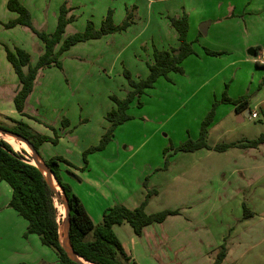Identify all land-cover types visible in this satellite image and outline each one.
Segmentation results:
<instances>
[{
  "label": "rangeland",
  "instance_id": "obj_1",
  "mask_svg": "<svg viewBox=\"0 0 264 264\" xmlns=\"http://www.w3.org/2000/svg\"><path fill=\"white\" fill-rule=\"evenodd\" d=\"M7 1L0 0V109L6 108L11 101L14 105L13 96L20 87L19 77L6 57V50L14 51L16 47L27 50L31 55V64L35 65L42 53L38 46L43 47L42 40L30 28L23 25L6 26L9 20L17 17V13L8 9ZM27 1L32 8L33 25L39 30L53 31V24L58 21L63 0ZM74 1L77 6L69 7L68 17H72V20L67 25V35L85 30L89 21L93 22L95 28H100L110 9L116 24H122L128 16L131 21L117 42L111 41L112 37L107 35L78 42L64 51L59 57L62 67L42 68L26 100L25 111L37 122H34L36 129H43L49 124L60 132L65 117L72 120H77V117L88 118L86 122L78 125L74 132L69 133L75 147L81 150L79 159L83 161V152L90 146L98 145L111 124L106 115L116 103L110 96L114 94L124 98L130 90L124 72L129 71L135 79L146 76L149 68L144 62L155 49H170L167 45L173 43L178 46L177 35V40L173 37L176 30L171 25L170 17H179L182 1ZM216 1L196 0V3L204 6L205 13L214 14L213 5ZM249 9L235 19V23H238L236 28H233L240 34L239 44L245 58L249 56V48H246L248 43L255 45L258 53L261 47H264V27L259 28V17L255 12H249L256 11L255 8ZM200 16V10L191 16L190 37L194 28L199 35L200 44L194 42L196 47L211 43L217 35H223L219 26H212L206 35H201V23L196 22ZM43 19L47 25L42 22ZM245 23L250 28L249 33L244 30ZM150 32L158 34L154 41ZM230 32L227 35L233 31ZM158 41L162 44L160 47ZM155 45L159 48H155ZM111 49L122 50L119 60L125 59L127 70L116 64L109 72H99L98 62L102 58L98 53ZM231 58L226 54L218 59V62L215 61V64H207L211 66L207 71L190 70L183 77H180V73H171V76L175 77V85L169 84V87H166L158 84L156 89H149L147 94L141 97L144 105L139 107L136 103L131 104L127 112L133 117L116 127L106 146L86 154L91 165L89 164L90 169L83 172L85 176L92 179L103 177L104 173L107 175L110 171L108 169H113L116 165L119 170L115 179L122 185H131V192L137 199L144 197L145 201L147 198V213L166 209L179 210V216L171 217L165 224L152 223L148 226L142 240L149 242L150 251L142 245L138 253L141 255L140 264H264V142L256 146L230 147L225 151L198 149L200 151L175 152L171 148L178 146L188 137L196 139L199 136L200 123L213 104V101L209 102L211 100L206 91H217L219 87H223L222 82L219 84L221 77L233 79L226 87H229L231 93L248 95L250 107L252 110H258V117L246 115L245 111L244 120L240 121L237 114L232 115L230 130L224 131L225 134L222 135L220 131L226 122L218 124L211 131L208 142L211 145L221 142L246 143L264 134V104H257L258 99H264V64L257 65L246 59L218 71L221 65ZM27 70L25 67L24 71ZM209 75H213V78L208 80L207 87L197 91L196 97L189 102L181 104L180 101L185 96L182 86L191 88L193 83L207 80ZM228 107V104L219 105L215 118L223 117ZM142 116H149V120L146 121ZM156 116L169 119L164 126L170 133L169 136H165L163 131L155 132L160 127ZM0 123L13 124L8 117L1 116ZM60 148V145L53 147L43 143L39 150L42 155L57 149L59 151ZM165 148H168L166 154ZM18 152L33 162L26 149ZM71 155L75 160L78 159L76 152ZM174 157L181 165L178 173L181 175L176 179L175 174L178 171L174 172L172 169ZM166 158L167 167H164ZM143 162L149 165L141 167ZM150 163L161 165V170H168H157L161 175L155 177L156 179L152 178V175L146 177V192L141 195L142 185L138 186L142 177L140 175H144ZM193 164L194 167L188 169ZM83 165L87 168L85 162ZM66 177L63 174V179L69 181ZM76 180L69 181L72 189L79 194L94 222H101L103 216L99 220L97 209L109 208L115 204L111 205L110 201L99 193L93 197L96 187L78 183ZM154 181L160 183L159 186L151 187ZM149 191L153 192L147 197ZM11 195L9 184L0 181V264H56L58 255L53 248L44 245L37 234L26 235L27 221L9 205ZM55 203L59 221L62 223L64 206L57 197ZM114 230L126 243L135 234L128 222L115 225ZM167 235L171 239L166 244H161V240ZM138 242L141 244L140 239ZM157 243L159 248H156ZM154 252L161 254V257L156 258ZM152 260L155 263H152Z\"/></svg>",
  "mask_w": 264,
  "mask_h": 264
},
{
  "label": "trees",
  "instance_id": "obj_2",
  "mask_svg": "<svg viewBox=\"0 0 264 264\" xmlns=\"http://www.w3.org/2000/svg\"><path fill=\"white\" fill-rule=\"evenodd\" d=\"M7 7L9 10L17 13V17L9 20L6 26H26L43 42V51L35 65L31 64V55L27 50L21 47H16L14 51L10 49L6 50V57L20 80V87L13 98L14 105L17 111L23 115H27L24 110L26 100L42 68L52 66L62 67L59 57L72 45L90 39H98L109 33L123 31L131 23L128 16L122 24L117 25L113 20V11L110 9L103 19L100 28H95L93 22L89 21L85 30L67 35L66 27L72 20V17H68L69 7L66 2L60 7L56 29L53 32L37 29L33 25L29 8L21 0H8ZM170 22L177 32L179 45L170 49H155L153 61L148 63L149 72L146 77L135 79L129 71L124 72L129 82L130 90L124 98H120L114 94L110 96L116 103V106L106 115L111 124L106 129L99 144L90 146L83 152L86 163L87 152L103 149L114 135L116 127L133 117L127 112L131 104L136 103L139 107L143 106L142 95L152 88L160 77L168 78L170 72L183 73V60L189 55L195 54L193 42L187 38L189 29L188 15L184 13L179 17L171 16ZM58 45L59 48H57ZM204 50L213 56L223 53L222 51L210 48H204ZM254 50L258 53L257 48ZM259 64L257 62V65ZM25 67L28 68L26 72L24 71ZM221 103L234 105L236 113H242L246 110L252 111L248 95L244 94L233 99L228 95L226 88L221 98L213 101L211 109L202 120L198 138L192 139L189 137L178 146H171V148L175 152L196 151L201 148L225 151L230 147L256 146L264 142V134H261L258 138L248 140L246 143L221 142L211 145L208 142L209 127L214 121L216 109ZM8 119L13 123L12 125L0 123V126L27 137L39 152V148L43 143L51 142L56 144L58 142L57 131L52 125H49V127L55 132L54 137L36 131L23 120H16L10 117ZM62 125H69L67 118L63 119ZM167 150L168 148H165V154ZM44 160L64 188L71 208V243L77 254L86 261L96 264H133L130 263L131 257L127 254L122 241L116 234L114 226L128 222L136 235H142L146 226L152 223H162L169 215L179 213L178 209H166L155 213H147L145 210L146 198L145 201L135 208H129L122 203H117L104 211L101 222L95 223L79 195L72 189L71 184L63 179L64 173L78 179L70 170H63L62 168V163L70 164V162L59 155L48 159L44 158ZM164 167H167V158L165 159ZM0 181H6L12 189L9 205L20 216L26 219V235L29 233L37 234L44 245L55 250L62 264H78L68 256L60 244L59 215L54 191L46 181L41 170L2 138H0ZM151 192L153 191L148 192L147 197L150 196Z\"/></svg>",
  "mask_w": 264,
  "mask_h": 264
},
{
  "label": "crops",
  "instance_id": "obj_3",
  "mask_svg": "<svg viewBox=\"0 0 264 264\" xmlns=\"http://www.w3.org/2000/svg\"><path fill=\"white\" fill-rule=\"evenodd\" d=\"M21 1L29 8L31 15H32L33 14L32 8L29 7V5H28L30 3L27 4V2H28L27 0H21ZM181 1L182 2H180V6H179L180 7L179 16L183 15L184 13H186L188 15L189 29H188L187 38L189 41L193 42L195 54H191L183 60L182 66H183L184 72L179 74L180 77H183L184 75H186L187 72H189L190 70L195 71V72H200V71L202 72L204 70L207 71L208 69L211 68V66H208L207 64H210V63L215 64L216 62H218V59L222 58L226 54H228V56H231L232 58H231V60L224 62L221 65V67L218 69V71L225 70V69L235 65L239 61H243L246 59H249L250 61L257 63L255 60L256 55L251 56L249 54L248 58H245L244 52H242V47L239 44V35L240 34L236 33L233 30V28L235 29L236 28L235 26L238 23V22L235 23V21H237L235 19H238L242 14L246 13L247 8H250V9L255 8L254 10H256V11L251 10L249 12L250 13L255 12L256 15L259 17L258 21L261 23V25H259V28L264 27V19H262V16L264 14V0H219V1L217 0L216 2H214L215 4L213 5L214 14L213 13L212 14L205 13L204 6L198 5L196 3V0H181ZM63 2H66L67 6L70 8H74L75 6H77V4H75V1L73 2V0L72 1L71 0H65V1L63 0ZM196 8H198V9H196ZM198 10H200L201 16L196 20V22H198V24H199V23H202L204 21H210L207 33L210 31L212 26H219L220 30L222 31L221 34L223 33V35H217V37H215L211 43H206V45L201 44L199 47H196L194 42L199 43V35L196 32L197 30L194 28V33H193L192 37H190V35L192 33V23H191L192 17L191 16H192V13L197 12ZM42 22L45 23L46 21H44V19H43ZM45 25H47V24L45 23ZM53 25L55 26L54 28L56 29L57 23H55ZM117 25H120V24H117ZM244 25H245L244 30L247 31V33H249L250 28L248 27V24L245 23ZM55 29H53V31ZM66 29H67V27H66ZM127 29H125V30H127ZM125 30H123V31H125ZM230 30L233 31L232 34L227 35V33H231ZM53 31H50V32H53ZM123 31H119V32H115V33H109V34H106L104 36L109 35L110 37H112L111 41L117 42V39L122 38L121 36H122ZM66 32H67V30H66ZM176 33L174 32L173 37L177 40L178 35ZM200 33H201V35H203V33L201 31H200ZM156 34H157L156 32L155 33L150 32V35H151L150 37H151L152 41H154L158 37V34L157 35ZM206 34H204V35H206ZM176 35H177V38H176ZM162 41L165 43V39H163ZM158 42H159L158 45L160 47L162 44L160 41H158ZM167 46H170V48L177 47V43H173V44L167 45ZM251 46H253V47H251ZM159 47L157 45H155V48H159ZM204 48H210V49H214L217 51H222L223 53L221 55L213 56V55L206 53ZM246 48H249V50L251 48L255 49V45L248 43L246 45ZM263 48L264 47H261L260 50H262ZM159 49H161V48H159ZM38 50L43 51V47L38 46ZM121 53H122V50H115V49L108 50L107 52L100 51L98 54H99V57L102 59L98 62L99 63V65H98L99 66V72H101V73L103 71L109 72L110 68L116 66V64H119L122 67H124L123 70H125V69L127 70V68L125 67V59L121 58L119 60ZM153 56H154L153 54L150 55L149 59L144 62L146 67H148L149 62L153 61ZM106 57H107V59H106ZM146 72H147V70H146ZM171 73H175V72H170L168 75V78L160 77L156 81L155 85L150 89H156L158 84L159 85L162 84L163 86H166V87H169V84L175 85L176 84L175 83V77L171 76ZM176 73H178V72H176ZM146 76L142 75L140 77H146ZM161 78H162V80H161ZM212 78H213V75H209L207 80H204V81L202 80L198 84L193 83L194 86H192L191 88H188L186 86H182L181 89H183L185 96L182 98V101H180L181 104L187 103V102H189V100H192L193 98H195L196 92L201 90L204 87H207L208 80L210 81ZM228 78L229 77H221L220 78L219 84L222 82L223 87H219L217 91H214L215 89L214 90L208 89L206 91V94H208V98H210V100H211L209 102H212L215 99H219L222 96L224 90L228 86V82L233 80L231 78L228 80ZM148 90L144 94H147ZM227 91H228V95L233 99L238 98V97L243 95L242 93H238V94L235 93L236 95L231 93L229 90V87H228ZM187 92H189V94H186ZM221 104H228V105H230V107L227 108L228 109L227 113L223 117L218 118V119L215 118L214 121L211 123V125L209 127L208 138L210 137L211 131L213 129H215V127L220 123L226 122V124L221 128V131H220L222 135L225 134L224 131L230 130V128H231L230 123H232L231 122L232 115L234 116L237 114L240 121L244 120V117H243L244 113L243 112L242 113H236V111L234 109V105H232L230 103H221ZM221 104H219V105H221ZM257 104H264V99H261V100L258 99ZM143 105H144V103H143ZM208 111H209V109H208ZM254 111L257 112L258 110L254 109L251 112H254ZM207 112H206V114H207ZM251 112H250V114H251ZM25 113H26V111H25ZM0 116L4 117V118L10 117V118H13L16 120H23V121L27 122L32 128H34L38 132H41V133L48 135V136H51V137H54V135H55L54 131L49 127V124H48V127L44 126L43 129H36L34 122L35 123H37V122L35 120H33V118L30 117L29 115H23L20 112H18L16 107L12 104V101L8 102L6 108L0 109ZM77 118H78L77 120H75L74 118L72 120V118L67 117L69 125L68 126L62 125L63 129L60 132H57L58 142L56 144H53L51 142H45L44 143V144H46V143L51 144V145H53V147H58L60 145L61 148L59 149V151L57 149L56 151H53V152L48 153V154L42 153V156L44 158L48 159L52 156L59 155V156H62L63 158H65L68 162H70L71 165L67 164L65 162L62 163L63 170H70L72 173H74L78 177L77 180H79V181L76 180V182L85 183V184H88L92 187H96V189H94L95 193L92 195L93 197H95V195L97 193H99L106 200H109L111 205H114L116 203H122L129 208L138 207L141 204V202L143 201L144 197L137 199L133 195V193L131 192V189H132L131 185H129V184L128 185L127 184L122 185V183H120L117 179H115L116 174L118 173L117 170H119L118 166L115 165V167L113 169L112 168L108 169V170H110V171H108V174L106 175L104 173V176L100 177V178H93L92 179L90 177L85 176V174L83 172L85 171V169L89 168V164L91 165V161H90V159H89V161H87V163L84 160L80 161L79 157H81L80 156L81 150L79 148L75 147L72 140L70 139L71 137H70L69 133L74 132L76 130V128L78 127V125L82 124V122H86L88 120V118H85V119H83V118L81 119V117H77ZM142 118L146 119V121L149 120V116H142ZM156 119L159 120L158 122H159L160 127H158L157 130H155V132H157V131L162 132L163 131L165 136H169L170 133L164 128V126H166V122L169 119L168 118L165 119L164 116H160V117L156 116ZM39 125H42V124L39 123ZM200 126H201V123H200ZM203 149H208V148H201L200 150H203ZM200 150H197V151H200ZM72 152L73 153L76 152V154H78V159L75 160L74 158L71 157ZM189 152H193V151H189ZM176 156H177V154H176ZM84 162H85V165L87 166V168L84 167V165H83ZM173 162H174L173 167H172L173 171L174 172L176 170L178 171L175 174V179H176V178H179L181 175V173L178 174L180 172L179 170H180L181 165H180V163L176 162L175 157H174ZM144 165H149V163L143 162L141 167H143ZM194 165L195 164L190 166L188 169L193 168ZM161 167H162L161 165H158L156 163L155 164L150 163V166H148L149 170L147 169V171H145V173L147 175H145V173H144V175H143V173L140 175L142 177H140L141 181H140V184H138V186L142 185L140 188V194L141 195H144V193L146 192V187H145V183H144V179L146 177L148 178V176L152 175V178H155V177L161 175L160 173H158L159 171L165 172L168 170V168L165 170H161L160 169ZM202 169H204V168H202ZM157 170H159V171H157ZM121 175H124V173H121ZM64 176L66 177L67 174L64 173ZM66 178L69 181H70V179H71V181H75V179H73V177H71V176L69 177V175ZM155 182L156 181L152 182L151 187L159 186L160 183H155ZM78 187H79V185H78ZM11 194H12V189H11ZM117 196H120V198ZM119 199H120V201H117ZM106 209H108V207H99L97 209L96 215L98 216L99 220L102 218L103 213ZM89 214H90V212H89ZM176 216H179V214L169 215L164 220V222L162 224H165L171 217H176ZM148 226L145 227L142 235H139V236L136 234L132 235L131 238L128 240V243H126V242L122 241V239H120L123 243V246H124L127 254L131 257L130 263L140 264V256L141 255L138 253L140 251V248H142V245L145 247V249L150 251L149 246H148L149 242L142 240L144 233H145L146 229L148 228ZM163 229H165V227ZM138 239H140L141 244H140V242H138ZM170 239H171V237L169 235H167V237H164L161 240V244H163V245L166 244ZM159 247H160V245H159V243H157L156 248H159ZM145 253L148 254L147 251H145ZM154 255L156 256V258L161 257V254H159V253L156 254L154 252ZM152 261H153L152 263H155L154 260H152ZM55 263L61 264V262L59 261V258H57V261Z\"/></svg>",
  "mask_w": 264,
  "mask_h": 264
},
{
  "label": "water",
  "instance_id": "obj_4",
  "mask_svg": "<svg viewBox=\"0 0 264 264\" xmlns=\"http://www.w3.org/2000/svg\"><path fill=\"white\" fill-rule=\"evenodd\" d=\"M209 24H210V21H204L200 24V31L203 34L207 33ZM248 54H250L251 56H255L256 51L254 50V48H251L250 50H248ZM245 114L250 115V111L246 110ZM0 134L14 137L15 139L24 143L28 147L27 151L29 154H31L32 159L35 161V163H33V162L32 163L34 165H36L41 170L46 181L50 185L51 189L54 191L57 199L60 200L61 203L63 204L65 213H64V218L62 220V223L59 221V240H60L61 246L67 252L68 256L72 260L77 262L78 264H96V263H92L90 261H86L83 257L78 255L77 252L73 248V245L71 243V238H70V228H71L70 212H71V208H70L67 196L65 194L64 188L59 183V181L56 179L53 172L50 170V168L47 165L46 161L44 160L43 156L40 154V152L36 149L34 144L27 137H25V136H23L17 132H14L10 129L3 128L1 126H0ZM2 139H4V138H2ZM4 140H6V139H4Z\"/></svg>",
  "mask_w": 264,
  "mask_h": 264
},
{
  "label": "bare ground",
  "instance_id": "obj_5",
  "mask_svg": "<svg viewBox=\"0 0 264 264\" xmlns=\"http://www.w3.org/2000/svg\"><path fill=\"white\" fill-rule=\"evenodd\" d=\"M0 137L6 139L14 147V149L17 151H20L21 149L28 150V147L24 143L18 141L14 137H11L8 135H2V134H0ZM32 161H33V163H35V161L33 159H32Z\"/></svg>",
  "mask_w": 264,
  "mask_h": 264
},
{
  "label": "built area",
  "instance_id": "obj_6",
  "mask_svg": "<svg viewBox=\"0 0 264 264\" xmlns=\"http://www.w3.org/2000/svg\"><path fill=\"white\" fill-rule=\"evenodd\" d=\"M255 60H256V62H258L260 64H264V48L259 53H256ZM251 116L253 118H257L258 113L256 111H254L251 113Z\"/></svg>",
  "mask_w": 264,
  "mask_h": 264
}]
</instances>
